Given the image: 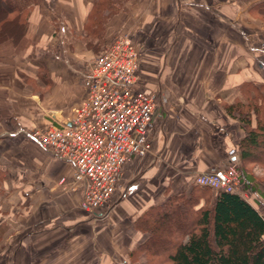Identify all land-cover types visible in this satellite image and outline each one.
Masks as SVG:
<instances>
[{"label": "crops", "instance_id": "0c3cea01", "mask_svg": "<svg viewBox=\"0 0 264 264\" xmlns=\"http://www.w3.org/2000/svg\"><path fill=\"white\" fill-rule=\"evenodd\" d=\"M99 1L12 0L14 9L3 16L13 23L0 39V264H131L130 252L147 237L135 228L138 217L171 195H187L197 174L238 158L242 123L224 105L246 102L248 83L264 93V25L238 16L264 0H219L222 9L212 10L206 0H108L96 9ZM121 4L140 10L117 15L111 8ZM187 4L204 8L196 10L203 30L200 20L188 29L202 35L194 37L201 49L177 70L160 66L171 102L157 108L151 151L123 166L106 215L87 214L69 186L71 164L31 132L69 122L84 96L86 63L129 33L134 15L161 24L176 15L177 29ZM96 12L106 17L99 34L91 24ZM221 28L226 34L213 39ZM62 177L66 185L54 187ZM248 189L255 200H246L264 216V189ZM133 262L144 264V254Z\"/></svg>", "mask_w": 264, "mask_h": 264}, {"label": "built area", "instance_id": "2783aa9c", "mask_svg": "<svg viewBox=\"0 0 264 264\" xmlns=\"http://www.w3.org/2000/svg\"><path fill=\"white\" fill-rule=\"evenodd\" d=\"M81 76L84 96L69 122L31 136L71 164V189L80 194V209L98 217L109 210L123 166L151 151L149 133L160 94L140 82L139 54L129 33L114 36ZM64 182L60 178L59 184ZM241 182L234 161L194 177V184L214 192L239 193Z\"/></svg>", "mask_w": 264, "mask_h": 264}, {"label": "trees", "instance_id": "16d2710c", "mask_svg": "<svg viewBox=\"0 0 264 264\" xmlns=\"http://www.w3.org/2000/svg\"><path fill=\"white\" fill-rule=\"evenodd\" d=\"M0 6L4 13L15 7L12 0H0ZM255 7L264 13V2ZM4 21L0 36L6 37L13 21ZM244 89L248 101L235 100L225 110L236 114L245 130L237 143L239 161L264 167V94L259 85L248 83ZM241 179L249 187L250 179L242 172ZM135 228L147 237L129 255L144 252V264H264V216L239 193L213 192L195 184L187 195L174 194L149 207Z\"/></svg>", "mask_w": 264, "mask_h": 264}, {"label": "rangeland", "instance_id": "374dc122", "mask_svg": "<svg viewBox=\"0 0 264 264\" xmlns=\"http://www.w3.org/2000/svg\"><path fill=\"white\" fill-rule=\"evenodd\" d=\"M206 1L210 2L211 10L212 9H222L223 7V5H220L219 0H206ZM108 2H109L108 0H100L97 3L96 9L97 7H99V5L107 6ZM1 9L2 8L0 6V11ZM111 9L115 10L117 15H119L124 10H126L127 13H132V10H140L137 6H132V7L130 6V7L124 8L123 4H121L120 6H116V7L112 6ZM190 10L196 13L194 18L192 17L193 13L191 15L189 14ZM196 10H204V8H201L197 5H195L194 7L193 5H190V4L182 6L181 15L179 18L181 20V23L179 24L180 26H178L177 29L175 27L176 24L178 23L177 22L178 17L176 19L175 17L176 15H174V20L165 22V24L157 23L156 20H151L150 17L149 19L146 18L144 16V13L138 14V16L134 15V17L131 20L133 24L131 26V29L129 30V34L139 54V80L147 90L149 91L154 90L156 92H159L160 94L159 101H160V104L162 103L164 107L167 106L171 102V95L168 93L169 91L166 88L165 80L163 81V78L161 77V75L160 76L158 75V71L161 68L160 66H163L162 64L166 66L164 69H166V71L168 72L169 70H172V69L177 70L179 69V66L181 65L183 66L185 62H189V57L193 55L195 49L198 52L200 51L201 47L195 43L194 37L196 35L197 36H202V35H200L198 31L188 30L190 27V24L198 20H200V22L202 21V25L199 22H197L198 23L197 25L198 27H201V30H203L202 28L204 27L203 26V23H204L203 16H201V13L199 14V12H197ZM236 11L237 10H232L231 12L235 14ZM4 14H5L4 12H0V25L6 24L4 21L5 19L3 17ZM248 15L243 16L242 12L238 14L239 19L241 17L242 18L245 17L250 21L259 20L262 23V25H264V13L262 11L260 13H256L255 10H252V11L250 10L248 12ZM105 22H106V17H101L100 14H98V12H96V14L92 16L91 24L94 28L95 34L96 33L99 34V32L102 31V28ZM140 26L143 27L144 31L142 32L136 31V29ZM6 28L8 29V26H6ZM214 30H216L215 27H214ZM221 30L222 28L219 29V32L214 31V35L216 36L213 39H216L217 37L219 38L221 34L223 35L226 34L225 30H222V31ZM1 37L2 36H0V39ZM189 43H193L195 44V46H192L190 48ZM198 52L196 55H198ZM187 64L185 65L186 67H188ZM186 67L184 68L186 69ZM159 88L164 89V90H161L164 94H162L160 91H157L159 90ZM261 89H262V86L259 87L258 91L262 93L263 91H261ZM245 97H246V101H248L247 95H245ZM44 129L35 128L34 130L42 132ZM242 132L244 135L245 130L243 128H242ZM234 162H236V164L239 166L240 171L243 174V178L245 176L246 178L250 179V186L253 189L254 188L259 189V190L264 189V167L262 166L260 162H251V163L249 162V163L242 164L239 161V151H238V158ZM223 164L224 163H222L219 166H222ZM59 180H57V182L54 184V187H57L60 185H64V186L66 185L67 183L66 180L62 184H59ZM72 184H73V179H72L71 185L69 186L71 187ZM238 192L241 195H244V197L248 201L254 202L255 200L254 194L251 193V190L248 189L247 186L244 187L243 181L240 184ZM258 208L264 212L263 208L261 207H258ZM160 250H162V248H160ZM142 254H144V258L147 260V256L144 252H138L132 257L129 256V259L130 260L132 259L131 264H141L139 262H133V259L140 257ZM162 264H166V263H162Z\"/></svg>", "mask_w": 264, "mask_h": 264}]
</instances>
